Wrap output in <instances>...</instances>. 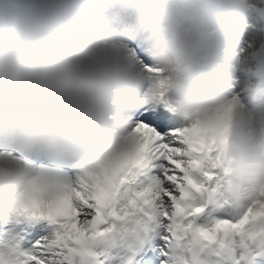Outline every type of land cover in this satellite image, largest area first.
I'll list each match as a JSON object with an SVG mask.
<instances>
[{
	"label": "clouds",
	"instance_id": "1",
	"mask_svg": "<svg viewBox=\"0 0 264 264\" xmlns=\"http://www.w3.org/2000/svg\"><path fill=\"white\" fill-rule=\"evenodd\" d=\"M254 3L0 0V138L11 133L70 157L104 158L130 146L131 113L153 92L181 125L231 101L227 179L257 206L264 202V102L245 99L234 80L251 62L264 74V34L232 37ZM129 40L144 43L160 75L149 79L129 60ZM11 166L0 160V170ZM29 178L20 168L0 180V203Z\"/></svg>",
	"mask_w": 264,
	"mask_h": 264
},
{
	"label": "snow or ice",
	"instance_id": "2",
	"mask_svg": "<svg viewBox=\"0 0 264 264\" xmlns=\"http://www.w3.org/2000/svg\"><path fill=\"white\" fill-rule=\"evenodd\" d=\"M249 13L264 21V0ZM123 47L149 79L161 74L143 42ZM233 107L181 125L153 92L131 113L130 146L104 158L0 138L12 165L0 180L30 173L0 203V264H264V202L245 204L227 179Z\"/></svg>",
	"mask_w": 264,
	"mask_h": 264
},
{
	"label": "rangeland",
	"instance_id": "3",
	"mask_svg": "<svg viewBox=\"0 0 264 264\" xmlns=\"http://www.w3.org/2000/svg\"><path fill=\"white\" fill-rule=\"evenodd\" d=\"M255 14L251 13L250 15H248L247 17H245L244 19H242L240 21V27H238V32L241 30L240 33L238 34H244L246 31H248L249 29H254L257 25H258V19L255 17ZM237 34V35H238ZM259 32L256 33L255 37H258ZM243 38V36H242ZM254 64V62L249 63L248 65L242 67L237 73H236V77L237 79L234 80V83H236L237 86L241 85L243 83V87H237L235 91H238L245 99L249 100L250 94L248 93V87L246 86H250L253 83V79L251 80V83H247L244 82V79L241 75V72L243 71H247L250 72L252 69V65Z\"/></svg>",
	"mask_w": 264,
	"mask_h": 264
},
{
	"label": "bare ground",
	"instance_id": "4",
	"mask_svg": "<svg viewBox=\"0 0 264 264\" xmlns=\"http://www.w3.org/2000/svg\"><path fill=\"white\" fill-rule=\"evenodd\" d=\"M251 13H249L248 15H250ZM247 15V16H248ZM246 16V17H247ZM255 18V17H254ZM261 20H259V24L258 26H256L254 29H249L247 31V36L245 34H243L244 38H249V37H255L256 33L259 32V36L264 34V26H261ZM241 39H239L238 41H240ZM255 72V71H254ZM254 72H250L248 74H246L244 77H246V81H248L249 79H251L252 77L254 78ZM252 92H250L251 96H254L256 100L262 99L264 102V85L260 84L257 82V80L255 79L254 85L251 88ZM144 264V263H143Z\"/></svg>",
	"mask_w": 264,
	"mask_h": 264
}]
</instances>
